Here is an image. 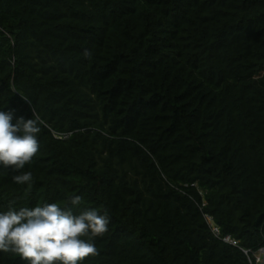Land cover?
Returning a JSON list of instances; mask_svg holds the SVG:
<instances>
[{"label": "trees", "instance_id": "obj_1", "mask_svg": "<svg viewBox=\"0 0 264 264\" xmlns=\"http://www.w3.org/2000/svg\"><path fill=\"white\" fill-rule=\"evenodd\" d=\"M32 110L33 181L0 164V211H107L83 264H261L264 0H0V111Z\"/></svg>", "mask_w": 264, "mask_h": 264}, {"label": "clouds", "instance_id": "obj_2", "mask_svg": "<svg viewBox=\"0 0 264 264\" xmlns=\"http://www.w3.org/2000/svg\"><path fill=\"white\" fill-rule=\"evenodd\" d=\"M83 55L91 58L92 54L85 50ZM12 119L11 111H0V164L18 173L12 177L14 183L31 184V171L22 170L39 152L42 121L34 111L31 119L20 117L15 124ZM14 203L9 202L7 210L0 211V252L13 253L26 264H83L86 258L99 254L95 240L109 230L107 211L74 212L57 203L17 209ZM69 203L78 207L82 197H70Z\"/></svg>", "mask_w": 264, "mask_h": 264}, {"label": "built area", "instance_id": "obj_3", "mask_svg": "<svg viewBox=\"0 0 264 264\" xmlns=\"http://www.w3.org/2000/svg\"><path fill=\"white\" fill-rule=\"evenodd\" d=\"M211 225L213 226V231L216 235H219V229L217 226L213 225V223H211ZM224 241L230 242L233 245H238V241L235 240L234 238H232L230 235H226L223 238ZM245 253H248V250H243ZM264 254V247L260 248L254 255L256 256V261L257 262H262L263 258H261V255Z\"/></svg>", "mask_w": 264, "mask_h": 264}, {"label": "crops", "instance_id": "obj_4", "mask_svg": "<svg viewBox=\"0 0 264 264\" xmlns=\"http://www.w3.org/2000/svg\"><path fill=\"white\" fill-rule=\"evenodd\" d=\"M263 264H264V255H263Z\"/></svg>", "mask_w": 264, "mask_h": 264}, {"label": "rangeland", "instance_id": "obj_5", "mask_svg": "<svg viewBox=\"0 0 264 264\" xmlns=\"http://www.w3.org/2000/svg\"><path fill=\"white\" fill-rule=\"evenodd\" d=\"M261 258H263V256H261Z\"/></svg>", "mask_w": 264, "mask_h": 264}]
</instances>
